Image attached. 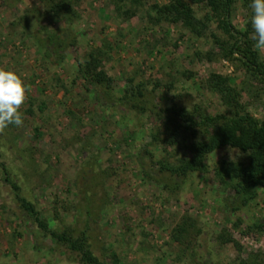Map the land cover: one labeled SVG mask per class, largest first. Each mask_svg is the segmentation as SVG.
Wrapping results in <instances>:
<instances>
[{"label":"rangeland","instance_id":"rangeland-1","mask_svg":"<svg viewBox=\"0 0 264 264\" xmlns=\"http://www.w3.org/2000/svg\"><path fill=\"white\" fill-rule=\"evenodd\" d=\"M53 1L69 11L54 16L49 0H0V68L27 86L22 126L0 134V264H80L20 210L2 165L50 229L74 233L87 225L94 252H114L117 264H238L253 253L264 259V183L243 203L212 174L220 160L244 162L245 153L215 150L205 172L182 178L156 163H173L188 139L173 130L179 120L170 112L166 118V109L228 111L209 74L226 77L243 110L258 121L264 116V86L228 53L232 40L216 20L204 19L208 6L188 2L207 24L195 36L155 19L150 5L167 0L125 4L129 14L110 0ZM249 2L232 0L230 22L240 31L249 22L252 38ZM88 53L107 83L83 79ZM182 216L194 231L176 242L171 233Z\"/></svg>","mask_w":264,"mask_h":264},{"label":"trees","instance_id":"trees-1","mask_svg":"<svg viewBox=\"0 0 264 264\" xmlns=\"http://www.w3.org/2000/svg\"><path fill=\"white\" fill-rule=\"evenodd\" d=\"M110 1L116 10L129 14L131 11L129 8L122 9L125 4H129V7L137 6L148 0ZM188 2L204 3L208 6L209 15L207 14L204 19L208 21L214 18L216 20L217 28L229 40H232L228 53L235 54L244 71L258 84L264 86V58H261L253 48L255 41L249 37V22L246 23V29L243 31L234 28L231 24L232 0H167L163 4L152 3L150 9L157 21L179 23L191 34L201 36L207 24L204 19H197L194 16ZM48 6L49 12L54 16L61 15L63 10L69 11L65 3H56L53 0H49ZM250 15H252V10H250L249 17ZM214 43L218 46L221 45L215 37ZM80 73L83 79L92 86L108 82L104 72L98 69V60L91 53L87 54ZM207 82L211 89L217 92L228 111L224 114L206 115L199 111L197 113L190 112L183 107L166 109V118L169 117L168 112H170L175 120H179V122L172 123L173 130L186 131L188 139H185L182 144L184 154L177 156L173 163L165 160L156 162L158 171H165L172 178H182L191 172H205L207 169L206 157L215 150L223 148L239 150L247 155L246 161L220 160L213 168L212 174L218 183L229 185L235 195L241 197L244 203L254 195L255 189L264 183V116L258 121L242 109L238 103L237 94L228 85L226 77L212 73L208 75ZM137 93L140 94V91L137 90ZM157 137L153 134L151 139ZM169 139L174 138L171 135ZM168 142L172 143V140ZM2 169L5 172L4 181L9 184L12 196L20 210L53 242L63 245L67 250L73 252L80 264H107L103 257H108L111 264H117L118 259L114 252L110 251L108 256H103L102 252H99L100 254L94 252V246L86 233L87 225L74 233L70 229H63L59 232L50 229L33 204L19 193V186L8 177L3 165ZM86 208L87 212L88 206ZM193 229V220L182 216L172 229L171 237L176 242L186 241L192 236ZM222 232L223 230L221 233L219 232L217 238L222 237ZM222 241L230 242L232 239L228 236L223 237ZM238 264H264V259L260 254L253 253L241 258Z\"/></svg>","mask_w":264,"mask_h":264},{"label":"clouds","instance_id":"clouds-1","mask_svg":"<svg viewBox=\"0 0 264 264\" xmlns=\"http://www.w3.org/2000/svg\"><path fill=\"white\" fill-rule=\"evenodd\" d=\"M250 23L253 29L254 47L264 50V0H251ZM27 99V86L14 71L0 68V134L10 125L23 124L21 107Z\"/></svg>","mask_w":264,"mask_h":264}]
</instances>
